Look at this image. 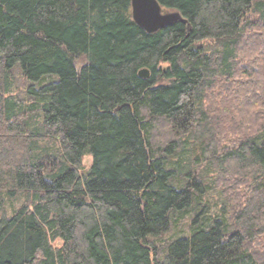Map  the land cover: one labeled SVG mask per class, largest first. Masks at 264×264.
Instances as JSON below:
<instances>
[{
	"label": "trees",
	"instance_id": "trees-1",
	"mask_svg": "<svg viewBox=\"0 0 264 264\" xmlns=\"http://www.w3.org/2000/svg\"><path fill=\"white\" fill-rule=\"evenodd\" d=\"M155 1L0 0V264H264V0Z\"/></svg>",
	"mask_w": 264,
	"mask_h": 264
},
{
	"label": "water",
	"instance_id": "water-1",
	"mask_svg": "<svg viewBox=\"0 0 264 264\" xmlns=\"http://www.w3.org/2000/svg\"><path fill=\"white\" fill-rule=\"evenodd\" d=\"M132 21L147 34H153L167 25L180 21L177 13L162 10L155 0H131ZM139 78L148 79L146 69L139 71Z\"/></svg>",
	"mask_w": 264,
	"mask_h": 264
},
{
	"label": "rangeland",
	"instance_id": "rangeland-1",
	"mask_svg": "<svg viewBox=\"0 0 264 264\" xmlns=\"http://www.w3.org/2000/svg\"><path fill=\"white\" fill-rule=\"evenodd\" d=\"M81 67H82V63H80V62L76 63V70H79ZM90 163H91V159L86 157L84 159L85 167H88L90 165Z\"/></svg>",
	"mask_w": 264,
	"mask_h": 264
}]
</instances>
